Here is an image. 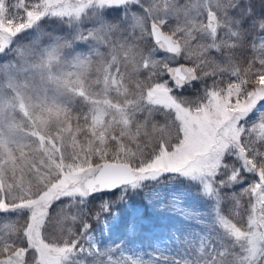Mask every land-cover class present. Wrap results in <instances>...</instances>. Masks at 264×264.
I'll use <instances>...</instances> for the list:
<instances>
[{"label":"snow or ice","instance_id":"obj_1","mask_svg":"<svg viewBox=\"0 0 264 264\" xmlns=\"http://www.w3.org/2000/svg\"><path fill=\"white\" fill-rule=\"evenodd\" d=\"M0 264H264V0H0Z\"/></svg>","mask_w":264,"mask_h":264},{"label":"rangeland","instance_id":"obj_2","mask_svg":"<svg viewBox=\"0 0 264 264\" xmlns=\"http://www.w3.org/2000/svg\"><path fill=\"white\" fill-rule=\"evenodd\" d=\"M46 27H48L49 29H54L56 26L55 25H48Z\"/></svg>","mask_w":264,"mask_h":264}]
</instances>
